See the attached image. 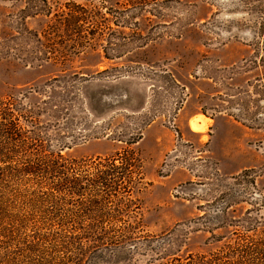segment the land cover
<instances>
[{"label": "rangeland", "instance_id": "rangeland-1", "mask_svg": "<svg viewBox=\"0 0 264 264\" xmlns=\"http://www.w3.org/2000/svg\"><path fill=\"white\" fill-rule=\"evenodd\" d=\"M67 1L0 0V97L26 95L68 156L139 153L157 245L129 262L212 251L231 236L217 223L247 209L264 230V0H72L101 6L105 36L40 59L37 36ZM247 168L256 188L232 179Z\"/></svg>", "mask_w": 264, "mask_h": 264}, {"label": "trees", "instance_id": "trees-1", "mask_svg": "<svg viewBox=\"0 0 264 264\" xmlns=\"http://www.w3.org/2000/svg\"><path fill=\"white\" fill-rule=\"evenodd\" d=\"M130 1L145 6L152 0ZM94 7L69 0L54 12L36 39L39 58L65 60L69 49L103 38L105 16ZM25 98L0 97V264H133L134 251H155L157 237L144 230L139 213L144 176L135 148L129 143L112 154L68 156L53 149ZM254 171L232 179L256 188ZM250 213L217 223L232 229L216 249L160 264H264V230Z\"/></svg>", "mask_w": 264, "mask_h": 264}, {"label": "bare ground", "instance_id": "bare-ground-1", "mask_svg": "<svg viewBox=\"0 0 264 264\" xmlns=\"http://www.w3.org/2000/svg\"><path fill=\"white\" fill-rule=\"evenodd\" d=\"M200 119L198 118H194L190 121V125L192 127L193 130H196V131H201L204 129V125H205V120L202 121V123H199Z\"/></svg>", "mask_w": 264, "mask_h": 264}]
</instances>
